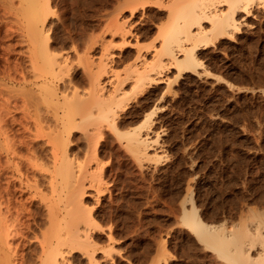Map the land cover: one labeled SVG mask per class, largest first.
I'll return each mask as SVG.
<instances>
[{
  "label": "rangeland",
  "instance_id": "rangeland-1",
  "mask_svg": "<svg viewBox=\"0 0 264 264\" xmlns=\"http://www.w3.org/2000/svg\"><path fill=\"white\" fill-rule=\"evenodd\" d=\"M145 1L39 0L48 6L49 53H56L58 59L67 56L71 66V75L64 79H79L80 89L87 91L88 75L99 76L106 91L118 78L127 77L131 65L142 69L152 62L163 41L158 27L166 18L155 19L163 7L155 0ZM27 2L0 0V118L5 121L0 125H5L2 130L12 141L5 149L0 134V171H5V175L0 172V193L3 202L4 195L5 202L12 200L13 216L19 207L23 211L20 219L31 225L20 248L34 253L40 250L41 235L35 239L33 233L52 227L47 221V205H56L62 198L51 195L46 180V168L52 166L51 144L60 140L53 121L51 126L39 128L22 114L23 99L25 94L30 96L32 114L59 110L57 116L64 117L67 109L57 108L37 86L45 77L49 85L60 80L51 78L50 65L31 51L28 36L33 22L27 14L30 8L25 10ZM254 2L251 14L238 19L239 28L232 36L219 37L197 50L205 66L164 69L159 81L142 89H131L127 80L123 84L126 95L118 108L119 133L102 128L103 134L94 137L95 151L84 146V131L75 130L72 141L79 147L74 162L86 165L87 170L82 200L92 221L103 229L98 231L101 237L96 239L99 247L94 264H233L184 223L183 213L190 209L215 225L223 240L239 245L243 255L247 253L253 262L260 259L264 248V4ZM130 9H135V15H130ZM205 68L230 83L208 74ZM93 128L92 124L86 126L88 133ZM138 128L149 132L150 154L144 157L129 150L125 141L124 132ZM35 133L38 151L31 155L20 142L30 141ZM11 144L20 146L15 155ZM19 158L21 184L13 165ZM26 177L29 183L37 179L38 187L27 189ZM109 234L111 241L107 240ZM20 239L15 238L12 245ZM81 250L74 249V258L87 264ZM2 255L0 247L1 262ZM34 256L31 262L38 259Z\"/></svg>",
  "mask_w": 264,
  "mask_h": 264
},
{
  "label": "bare ground",
  "instance_id": "bare-ground-1",
  "mask_svg": "<svg viewBox=\"0 0 264 264\" xmlns=\"http://www.w3.org/2000/svg\"><path fill=\"white\" fill-rule=\"evenodd\" d=\"M38 1L39 0H28L29 3H27L29 6L27 5L25 8V10L30 8L29 10L31 11L30 13L28 11L27 14L33 22H31L32 28H29L30 32L32 30L31 33L29 32L31 38L28 36L31 40V51L33 52V55H41L43 59H45L50 65V77L53 79L55 78L58 81L60 80V83H54L52 81L53 84H46L45 77L43 82L37 84V86L40 87H38L39 89L42 88L41 91H43V96L50 98L53 103L57 105V108L61 110L66 108L67 111H65L66 115L63 114L64 117L57 116L59 110L52 113H45V115L36 111L32 114L29 109L30 96L25 94L22 114H24L29 120L32 118L33 124L36 127L41 128L42 126H46L43 124H49L48 126H51L53 123V127L57 128V137L60 141L57 144H51L50 156L52 158V166L48 167L46 165L48 167L46 169L49 172L46 180L48 181V190L51 195L56 193L62 198L59 197L61 201L56 205H52L53 203L51 204L50 202V205H47V221L50 223V226L52 225L55 231H53L54 229L50 230L52 228L50 227L49 229H46L47 232L42 229V232L38 234L39 236L36 233H33L35 239H39L41 235V239L38 240L40 250H35L34 253H32L34 250L32 251L31 249L23 252L25 249H22L21 251L20 247L24 240V234L25 232H29L31 225L22 221L21 219L23 217L20 219V213L23 211L21 209L22 212H19L20 209L17 206V210L14 212V214H16L13 216V212L11 211L12 206H10L12 200L9 199V202L8 200L5 202L6 196L4 195L5 199L3 202V199L1 200V197L3 198V195H1L3 193L1 191L0 247L3 253L1 258L2 262L6 263L7 260L9 264H80L77 259L74 258L73 252L75 248H82L83 252L81 253L87 256V264H91L96 260L94 253L99 247L96 246V239L101 237L98 231H103V229L101 225L92 221L90 209L84 205L82 200V195L85 190L83 180L87 176V170L84 168L86 165L83 166L81 164H75L74 162L76 157L75 154H77L76 150L79 147L78 142L73 143L72 141V136L75 133V130L82 129L84 131L82 134L86 139V143L83 145L86 146L87 149L91 148L95 151L97 142H95L94 137L95 134L98 136L101 133L103 134L102 128L109 127L119 133L117 127L118 108L121 107V103L126 95L123 84L127 80L131 81V89H142L146 84L159 81L160 77L158 78V76L162 74L164 69L176 67L180 71H185L197 66H205L204 62L199 57L197 50L200 47L212 43L214 39L232 36L239 28L238 19H245L251 14L252 3L258 1V3L264 4V0H165L166 2L164 0H155L156 4L163 7V9L155 13V19L166 18V23H159L160 25L158 27V30L162 33V35H160V33L159 35L163 37L161 49L156 51V53L158 52L154 55L156 58L152 62L142 66V69H140L137 64L131 65L129 69L130 71H127L128 73L126 72V75L128 77V75L132 73V78H118L114 82L113 88L106 91L104 90L105 87L99 76L88 75L87 79L90 85V90L87 91L80 89L79 79L77 80V78L71 77L68 78V80L64 79L66 75H71V73H69L71 66L69 61H67V56L58 59L56 53H49V36L45 29V12L48 6L45 7V2L43 6V3H38ZM145 2H148V0ZM130 10V15H135L133 11L135 9ZM43 14H45V17ZM31 54L29 57L31 61L30 63L33 62L32 64H34L35 59ZM164 56H167V60ZM100 67L101 70L104 71L105 64L103 63ZM206 72L217 79L225 80V82L230 83L220 74L211 72L208 69H206ZM35 76L36 77L34 78H37V75ZM0 119L1 122L3 119L2 117ZM89 124L94 126L92 133H88L89 131L87 132L86 126ZM4 127V124L0 125V134L4 135L2 145H4V148L6 149L12 141L9 138V135H7L6 130H2ZM139 128L129 130L126 133L124 132L125 141L127 140L128 142L126 143L131 147V149L129 147V150H133L134 152H132L134 154L136 153V155H142L144 157V155L146 156L150 154V152L148 153L150 149L149 145H151L149 143V132H141V129ZM37 133L39 134V132ZM37 133L33 135L32 139L30 138V141L21 140L20 142L21 146H24L29 152H31V155L38 151V149L36 150L34 148V138L38 137ZM49 140H47V142H49ZM11 146L12 152L15 155L18 146L16 145V147L12 144ZM18 148H20V146ZM58 152H60L59 156ZM58 157L61 158H59L60 161H58ZM14 162V171H16L17 174L15 176L19 178L21 184V182H23V178L21 177L23 174L21 168L22 161L20 159V161L16 160ZM29 164L31 167H34V163ZM2 169L4 170V168ZM2 169L0 172H2V174L4 172L5 175V171ZM57 176L60 177L59 180ZM28 178H25V187L27 189L37 188L39 181L37 179H32L33 183H29L31 180ZM33 178H35V176ZM90 179L92 180V177ZM7 185L9 187V184ZM10 188L8 191L5 190L8 193L7 196L11 194V191H9ZM99 188L100 187L97 186L96 191H98ZM3 203H5V208L3 206L5 210L1 207V205H4ZM34 214L35 213H32L33 220L35 221L36 218ZM183 221L196 233L198 238L233 264H262L261 259H263L262 257L264 256V248L259 257L260 259L257 262H253L247 253L243 255L244 252L242 253V248L239 245L232 240H223V234L215 229V225L201 220L193 209L184 211ZM53 224H56L58 229L54 227ZM107 237V240H112L110 234ZM15 238L21 239L17 240L16 244L12 245ZM230 244H234L236 248H230ZM33 254H35V256ZM31 256L32 260H34L33 256L38 259L36 260L35 258L36 261L31 262Z\"/></svg>",
  "mask_w": 264,
  "mask_h": 264
}]
</instances>
